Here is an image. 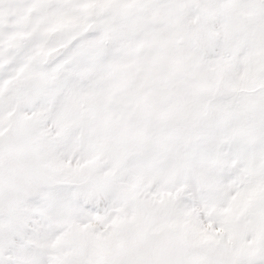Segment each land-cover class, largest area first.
Instances as JSON below:
<instances>
[{
  "label": "snow or ice",
  "instance_id": "1",
  "mask_svg": "<svg viewBox=\"0 0 264 264\" xmlns=\"http://www.w3.org/2000/svg\"><path fill=\"white\" fill-rule=\"evenodd\" d=\"M0 264H264V0H0Z\"/></svg>",
  "mask_w": 264,
  "mask_h": 264
}]
</instances>
